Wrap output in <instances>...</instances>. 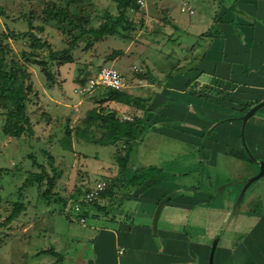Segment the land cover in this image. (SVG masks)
I'll return each instance as SVG.
<instances>
[{
    "label": "rangeland",
    "instance_id": "rangeland-1",
    "mask_svg": "<svg viewBox=\"0 0 264 264\" xmlns=\"http://www.w3.org/2000/svg\"><path fill=\"white\" fill-rule=\"evenodd\" d=\"M190 1L197 11L194 16L181 11V0H146L144 7L140 5V12H130V18L139 24L137 31L128 32L120 28L116 35L106 36L90 45L92 36L78 37L82 32L81 27H99L105 22V14L108 11L118 14L116 1L0 0V31L4 33L5 43L11 47L7 58L29 64L27 69L30 76L27 85L31 91L28 109L34 128L32 136L21 139L5 135L3 132L5 117L0 115V264H41L42 261L50 258L46 255H38L39 251L61 246L58 240H62V234H68V226L72 221L77 222L74 226L76 229L81 227L78 224V216L72 208L73 199L70 198L94 188L100 181H107L108 190L111 189L115 194L102 196L97 200L98 204L108 209L106 211L93 205L89 206L90 215L89 219L87 218L89 223H94V220L99 218L103 226H116L114 223L122 221L127 215L126 204L129 196L134 195V191L124 186L122 179L129 178L130 175L121 176L117 162L118 152L125 150L124 143L104 146L89 142L85 136L80 135L79 128L85 127V120L93 108L101 113L116 111L122 119H125V116L135 119L139 114L143 116V113L138 112V115H135L134 112L132 114V112L119 110L117 105L108 100L111 88L100 86L85 95L78 92V89L87 84L89 79L96 76L104 66L120 70L127 79V89L135 83L140 86L142 83L139 81V75L146 73L148 64L151 62L148 60V55L152 54L153 58L159 56L158 53L154 54L150 51L148 43L159 30L157 24L161 29L166 23L168 19L166 7H173L174 16L180 25L192 22V31L197 32L211 27L214 16L222 7L237 5L234 0ZM49 10L53 11L49 13ZM148 13L150 17H146ZM30 17H34L35 34L51 44L55 50L67 48L72 39H78H76V47L70 52L73 62L61 63L59 60H53L50 58L48 48H35L32 46L31 38L13 35L28 31ZM234 32L235 37L237 34L235 28ZM177 35H183V32L179 30ZM231 38L228 36L230 44L227 45L226 55L235 62H239V46L231 41ZM218 39L213 45L215 50L211 49L215 55L218 51L219 53L225 51L224 48L221 51V47H224L223 39L220 41ZM172 45L174 43H171ZM164 46L162 42L159 47ZM24 52L33 54V58L36 57L35 60H43L45 64L41 66L36 62L25 63ZM47 71L53 73L50 79H48ZM2 110L0 104V112ZM147 117L149 116H146V119ZM208 117L206 115L204 119ZM152 120L153 118H150L147 126H150ZM235 120L237 121L233 124L227 120L219 122L216 120L217 124L213 126L217 130L215 133L228 135L234 132L235 125L242 121L237 118ZM213 127L209 132L213 131ZM242 128L243 121L240 132ZM93 131L97 137L104 136V130L97 125L93 126ZM173 133H175L173 130H163L161 134H158L148 127L144 137L136 146L131 175L139 173L137 168L159 166L168 177L167 181L172 182L179 190L201 189L213 194L219 193V198L215 199L216 204L220 203L226 207V203H230L231 215L244 178L251 174H258L260 164L252 165L250 162L235 164V160H232L229 166L221 152L217 155V161H204L201 157V146H196L192 143L193 141H189L186 135L176 132L177 135L173 136ZM68 144L72 145L71 149L66 147ZM44 151H48L55 157L58 174L51 199L43 196L46 186L41 191L38 184L28 185L21 192L30 172L40 173L43 167H46L50 174L55 173ZM253 157L255 158L254 155ZM253 192H257L256 195L261 197L264 203V177L254 182L249 188L246 199ZM177 194L173 199L180 197L181 193ZM55 198L62 201H56ZM18 201L25 204V209L12 223L1 226ZM259 202L254 199L247 204L244 212L249 215L248 217L242 216L240 210L229 221V224L232 223L233 226L236 223H240L239 227L242 226L235 241L239 242L242 237L257 246L256 239L260 234L255 232V227H260L258 222L261 219L258 215L263 213L264 204L262 211L257 209L252 212L251 210L256 209ZM207 208L210 206L205 204L198 206L199 215L194 210V218L198 217L200 222L205 220L200 212ZM225 233L230 236L228 227ZM212 245L213 242H209L206 249L208 258ZM220 245L224 244L220 243ZM229 245L227 249L231 251ZM232 253L228 252V258L223 261L218 262L217 258V264H235L237 257L233 258ZM243 258L242 264L247 261Z\"/></svg>",
    "mask_w": 264,
    "mask_h": 264
},
{
    "label": "crops",
    "instance_id": "crops-1",
    "mask_svg": "<svg viewBox=\"0 0 264 264\" xmlns=\"http://www.w3.org/2000/svg\"><path fill=\"white\" fill-rule=\"evenodd\" d=\"M185 1L189 2L188 6ZM236 2L238 11L232 10L230 5L222 7L214 16L213 25L197 32L192 31V22L180 25L173 7H166L168 19L164 27L160 29L157 24L159 40L151 37L148 43L150 51L159 56L153 58L149 54L151 62L143 73L145 77L139 75L142 84L137 86L135 83L126 88L133 95L152 97L150 112L116 101L112 103L122 112H134L135 115L141 112L143 116H139L153 118L149 126L151 131L161 134L163 130H173V136L176 132L186 135L189 141L201 146L204 161H217L221 152L229 166L232 160L235 164L250 162L254 165L256 163L233 154V151L249 149L259 165L264 161V107L248 120L245 127L243 125L242 132V121L228 135L216 134L213 127L216 120L235 123V118L241 119L264 100V0ZM180 7L182 12L192 16L197 14L190 0H181ZM179 30L183 35H177ZM212 31L215 35L209 34ZM228 36L239 46V62L226 55L230 44ZM216 38L223 39L221 49L225 50L224 53L218 51L217 55L211 51L215 50ZM162 42L165 46L161 48ZM206 115L208 119H204ZM212 127L213 131L209 132ZM132 191L134 195L129 196L126 204L127 215L122 221L115 222L116 226H103L99 218L89 223L88 218L86 223L79 222L81 227L76 229L77 222L72 221L68 234H62V240H58L61 246L55 248L65 257L58 264H210L206 249L217 236H221L220 243L224 245L219 243L215 264L217 258L218 262L227 259L228 252H233V258L237 257L235 264H242V257L247 260L243 264H264V211L258 215L260 227L254 225L255 232L260 234L256 239L257 246H254L242 237L239 242L235 241L242 226L239 227L240 223L229 224L230 203L225 207L214 202L200 212L205 220L200 222L198 217L194 218L193 211L199 215L197 207L206 204L213 195L210 191L179 190L172 182L160 178H153L144 187ZM172 192L181 195L165 203L155 230L153 221L158 205ZM256 193L245 199L242 216L247 215L244 210L250 201L255 199L264 204ZM227 227L230 236L225 233ZM228 245L231 251L227 249ZM46 257L50 258L41 264H57L56 256Z\"/></svg>",
    "mask_w": 264,
    "mask_h": 264
},
{
    "label": "trees",
    "instance_id": "trees-1",
    "mask_svg": "<svg viewBox=\"0 0 264 264\" xmlns=\"http://www.w3.org/2000/svg\"><path fill=\"white\" fill-rule=\"evenodd\" d=\"M117 2L118 14H113L108 11L105 14V22H103L99 27H81L82 32L78 35L79 38H83L85 35H90V45H93L94 42L99 41L106 36L116 35L119 33L120 28L125 31H137L139 24L132 18H130V12H140V4L138 0H114ZM236 2V0H234ZM232 10L238 11V6L233 4L230 6ZM53 10H49L51 13ZM73 22V19L70 18ZM34 17H30L28 20L29 29L28 31L21 33H14V36H24L32 39V46L35 48H48L50 51V58L53 60H59L61 63L73 62V57L71 56V50L76 47L77 38L72 39L70 45L67 48L62 50H55L51 44L47 41H44L35 34L34 30ZM158 28V26H157ZM160 28V27H159ZM160 30V29H159ZM156 32L152 37L154 40H159L160 32ZM216 32L209 33L210 35H215ZM4 33L0 31V104L3 110L0 112V115L5 117V124L3 127V132L5 135L13 136L16 138H24L26 136H32L34 134V128L31 120V114L28 109V100L31 89L27 85V80L30 76V72L27 69L29 64H24L20 61L9 60L7 55L9 54L11 47L9 44L5 43ZM77 39V40H76ZM26 59L25 63H37L43 66L45 62L43 60H35L33 54L24 52L23 55ZM141 77H145V74H140ZM48 79L53 76L51 71H47ZM152 97L144 98L141 96H136L129 93L126 90H109V101H116L126 105L133 106L138 110H141L145 113L150 112V106L152 103ZM149 119L142 117H135L133 121L124 120L120 118L116 111H111L108 113H101L96 108H93L89 111L88 116L85 120V127L79 128L80 135L85 136L87 141L95 142L102 144L104 146L115 145L120 142H123L125 145V150L118 152L117 162L120 167L121 176H128L133 170V155L139 141L144 137L146 130L149 126L147 123ZM97 125L99 128L104 130L103 137H97L93 131V126ZM67 148L72 147L71 144L66 145ZM44 154L49 158V164L54 170V174H50L49 170L46 167H43L42 172H30L28 177L25 180V184L21 188L24 190L28 185H39V189L42 191V188L46 186V190L43 192L44 198L51 199L53 195V189L56 186L58 174L55 166V157L48 151H44ZM233 154L250 160L258 164L259 162L250 156L246 149H242L240 152H234ZM138 174L129 178H123V184L125 187L130 188L131 190L144 187L147 183L153 178H160L167 180L168 177L164 174V170L158 166H147L137 168ZM1 171V169H0ZM248 179V178H247ZM246 179V180H247ZM244 180L242 185L237 193V197L246 182ZM91 189L86 190L84 193L78 195H73V203L79 201L81 196H84ZM248 192V191H247ZM115 194L111 189H107L102 196H107ZM178 195V194H177ZM101 196V197H102ZM219 193L213 194L210 200L205 205H213L215 199L219 198ZM247 196V193H246ZM245 196V199H246ZM236 197V198H237ZM173 199V198H171ZM170 199V200H171ZM244 199V201H245ZM56 201H62L61 199H56ZM66 201V200H63ZM244 203V202H243ZM82 213L81 215L89 217V206L93 205L102 211L108 210L106 207L98 204V201H94L90 204L86 202H81ZM204 205V204H203ZM256 209L251 210H261L263 204L257 203ZM25 209V204L23 202H16L12 213L6 218V220L1 224V226H7L12 223ZM38 255H52L58 258L57 264L61 263L64 260V255L57 251L54 248L42 249L39 251Z\"/></svg>",
    "mask_w": 264,
    "mask_h": 264
},
{
    "label": "built area",
    "instance_id": "built-area-1",
    "mask_svg": "<svg viewBox=\"0 0 264 264\" xmlns=\"http://www.w3.org/2000/svg\"><path fill=\"white\" fill-rule=\"evenodd\" d=\"M138 3L144 7L146 5V0H138ZM186 6L189 5L188 1L184 3ZM100 86L124 90L128 87V82L126 77L116 68L110 66H104L100 69L98 74L89 79L87 84L83 85L78 89V92L85 95L97 89ZM124 119V118H123ZM124 120L133 121L134 118L130 116H125ZM108 189L107 181L98 182L94 188L87 192L84 196H81L79 201H75L72 205L73 211L77 214L78 220L81 223H86V217L82 216V205L81 202H86L88 204L98 200L102 194ZM72 217V216H71Z\"/></svg>",
    "mask_w": 264,
    "mask_h": 264
},
{
    "label": "water",
    "instance_id": "water-1",
    "mask_svg": "<svg viewBox=\"0 0 264 264\" xmlns=\"http://www.w3.org/2000/svg\"><path fill=\"white\" fill-rule=\"evenodd\" d=\"M263 107H264V100L259 102L255 106H253L246 114H244L241 117L244 127H245L246 123L248 122V120L257 111H259ZM247 151L250 155H252V153L250 152L249 149H247ZM252 157H253V155H252ZM263 177H264V161H260V172L256 175L248 178L246 180V182L244 183V186L242 187V189H241V191H240V193H239V195L235 201L234 207H233L231 215H230V220H232L240 212V210L242 208V204H243L245 196H246V193L249 190V188L254 184V182H256L257 180H259ZM175 195H176V193H171L170 195H168L167 197L162 199L161 202L159 203L158 208H157L156 213H155V217H154V228H155V230H157V228H158L160 215H161V212H162V209H163L165 203L168 200H170L171 198H173ZM220 240H221V236H217L213 241V245H212L211 253H210V264H215V256H216V252H217Z\"/></svg>",
    "mask_w": 264,
    "mask_h": 264
}]
</instances>
